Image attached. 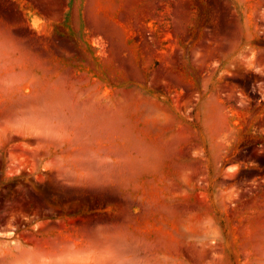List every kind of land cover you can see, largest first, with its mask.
<instances>
[{
  "label": "rangeland",
  "instance_id": "rangeland-1",
  "mask_svg": "<svg viewBox=\"0 0 264 264\" xmlns=\"http://www.w3.org/2000/svg\"><path fill=\"white\" fill-rule=\"evenodd\" d=\"M0 264H264V0H0Z\"/></svg>",
  "mask_w": 264,
  "mask_h": 264
}]
</instances>
